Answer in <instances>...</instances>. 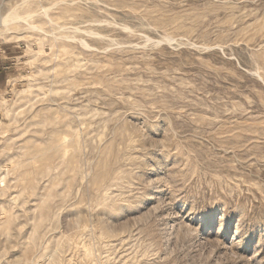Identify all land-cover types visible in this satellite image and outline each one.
Masks as SVG:
<instances>
[{
  "label": "rangeland",
  "instance_id": "374dc122",
  "mask_svg": "<svg viewBox=\"0 0 264 264\" xmlns=\"http://www.w3.org/2000/svg\"><path fill=\"white\" fill-rule=\"evenodd\" d=\"M0 17V264H264V0Z\"/></svg>",
  "mask_w": 264,
  "mask_h": 264
},
{
  "label": "bare ground",
  "instance_id": "6f19581e",
  "mask_svg": "<svg viewBox=\"0 0 264 264\" xmlns=\"http://www.w3.org/2000/svg\"><path fill=\"white\" fill-rule=\"evenodd\" d=\"M0 24H1V17H0ZM5 135V126L4 123H0V141L3 139V136Z\"/></svg>",
  "mask_w": 264,
  "mask_h": 264
}]
</instances>
